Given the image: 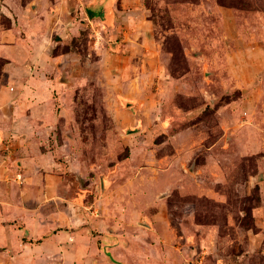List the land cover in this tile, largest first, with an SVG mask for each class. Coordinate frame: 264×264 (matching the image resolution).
<instances>
[{"label":"rangeland","instance_id":"rangeland-1","mask_svg":"<svg viewBox=\"0 0 264 264\" xmlns=\"http://www.w3.org/2000/svg\"><path fill=\"white\" fill-rule=\"evenodd\" d=\"M0 264H264V0H0Z\"/></svg>","mask_w":264,"mask_h":264},{"label":"trees","instance_id":"trees-1","mask_svg":"<svg viewBox=\"0 0 264 264\" xmlns=\"http://www.w3.org/2000/svg\"><path fill=\"white\" fill-rule=\"evenodd\" d=\"M97 5V4H96ZM102 8V7H101ZM87 13H88V17L90 18V19H95V18H97L98 17V15H99V11L98 10H96V9H93L92 8V5L91 6H89V7H87ZM99 10H100V8H99Z\"/></svg>","mask_w":264,"mask_h":264}]
</instances>
